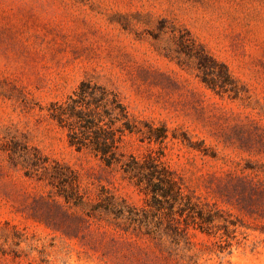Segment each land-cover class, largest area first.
<instances>
[{"label":"rangeland","instance_id":"1","mask_svg":"<svg viewBox=\"0 0 264 264\" xmlns=\"http://www.w3.org/2000/svg\"><path fill=\"white\" fill-rule=\"evenodd\" d=\"M181 36L227 66L238 98L202 83ZM84 79L115 88L140 127H167L163 144L128 134L124 151H162L184 185L235 224L232 237L190 227L189 245L166 236L140 248L114 241L110 228L62 223L35 200L50 201L52 189L14 167L13 137L75 171L91 198L104 187L144 206L119 166L71 147L41 109ZM173 131L203 142L208 155L172 140ZM229 177L264 184V0H0V264H264V207L223 203Z\"/></svg>","mask_w":264,"mask_h":264},{"label":"trees","instance_id":"2","mask_svg":"<svg viewBox=\"0 0 264 264\" xmlns=\"http://www.w3.org/2000/svg\"><path fill=\"white\" fill-rule=\"evenodd\" d=\"M183 52L196 60L200 79L217 94L238 98L240 87L227 66L210 56L189 36H181ZM197 47L199 48L197 50ZM45 110L48 120L65 132L68 144L77 151H87L106 166H119L122 173L144 194V206L136 207L117 198L101 187L95 198L81 188L78 175L69 167L49 160L48 157L13 137L11 160L26 177H36L52 190L45 201L55 210L62 223L78 229L106 234L109 230L117 237L114 241L140 247L146 240L164 241L172 246L189 245V228L208 231L222 230V236L232 237L235 224L223 217L216 203L202 202L161 160L162 151H148L142 156L124 151L128 134H140L142 140L163 144L169 138L165 125L144 122L140 127L120 93L113 87L84 79L64 98L51 101ZM171 139L208 155L203 142L195 144L182 134L171 133ZM218 190L223 203L240 211H249L254 204L264 207V184L252 179L229 177ZM223 221L222 225H215ZM107 227V228H106ZM135 233L136 239L124 238ZM222 236H220L222 238ZM147 237V238H144ZM141 248V247H140Z\"/></svg>","mask_w":264,"mask_h":264}]
</instances>
